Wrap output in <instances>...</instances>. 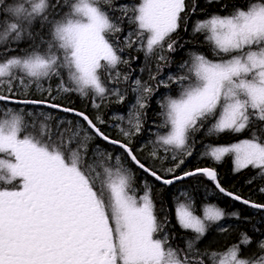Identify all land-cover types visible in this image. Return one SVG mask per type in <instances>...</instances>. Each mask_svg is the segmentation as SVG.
<instances>
[{"label":"snow or ice","instance_id":"1","mask_svg":"<svg viewBox=\"0 0 264 264\" xmlns=\"http://www.w3.org/2000/svg\"><path fill=\"white\" fill-rule=\"evenodd\" d=\"M196 7L193 2V13ZM232 7L229 15L213 14L193 27L194 34L206 33L216 59L190 53L191 62L180 65L182 74L159 80L165 88L169 82L180 87L178 96L166 97L161 105L165 120L160 127L168 130L148 142L152 145L148 157L159 160L166 173H175L184 160L177 163L173 155L174 166L163 168L166 155L162 157L159 149L165 154L191 155L192 135L215 119L208 135L250 130L251 137L230 146L210 147L207 154L218 161L226 153H234V170L251 165L258 169L252 180H264V0H255L247 8ZM186 9V0H140L134 6L118 7L114 0H0V44L18 43L25 37L32 41L31 51L22 50L23 55L8 56L15 50L11 48L0 53L7 57L0 60V153L8 157L0 159V264H205L202 257L206 253L194 248V240L186 242L183 254L170 245L165 228L168 218H158L148 191L138 199L130 194L132 176L122 156L116 155L113 164V153L97 149L89 162L88 142L96 137L118 145L126 158L164 185L202 174L215 182L220 193L264 210V203L243 199L222 187L212 168L166 179L139 159L137 153L147 151L148 144L134 149L131 138L141 130L144 101L153 91L148 82L131 81L137 97L128 128L115 125L122 139H111L101 130V116L94 121L84 112L53 102L56 96L73 91L82 97L91 95L97 109L98 97L101 101L109 95L118 97V102L125 100L120 89H110L102 77L108 70V80L121 83V73L116 71L115 77L111 73L118 65L128 64L118 54L123 49L115 39L123 31L125 18L136 25L125 37V47L139 44L146 59L157 49L161 52L156 74L149 75V81H156L159 62L167 63L164 43L170 41L168 52L176 51L178 41L171 37L180 28ZM37 21L40 31L33 30ZM54 78L59 83L45 88L43 81ZM122 80L128 82L129 75L124 74ZM33 86L48 98H19L26 97ZM28 106L74 113L87 127L79 120L54 117L35 107L28 110ZM113 119L123 121L124 117ZM259 191L264 193V186ZM194 212L190 202L176 207L178 223L192 229L196 240L212 223L226 216L239 218L238 212L226 213L217 206L206 207L203 217ZM219 230L227 232L228 228ZM240 236L219 264H264V256L241 258L240 246H248L252 240L245 232ZM259 248L264 252V240ZM217 255L212 253V258Z\"/></svg>","mask_w":264,"mask_h":264},{"label":"trees","instance_id":"2","mask_svg":"<svg viewBox=\"0 0 264 264\" xmlns=\"http://www.w3.org/2000/svg\"><path fill=\"white\" fill-rule=\"evenodd\" d=\"M6 2L12 3V0H6ZM193 2H195L197 5L196 11L194 13L192 12ZM251 2H255V0H186L187 9L183 14L184 20L181 22V26L178 31L171 37L172 40L178 41L176 45V51L168 52L167 43L170 41L164 43L163 54L167 57V63L164 61L159 62L161 70L158 74L159 78L156 81H149V75L156 74L158 57L161 54L160 50L157 49L152 56H149L146 59L145 52L140 50L139 44L131 48L125 47L123 41L130 32H134L136 30V25L130 24L127 18L123 19L121 23L123 31L117 37H115V39L117 45L123 49V51L119 52L118 54L123 60H127L128 64L118 65L117 69L113 70L111 73L112 76L115 77V72L119 71L121 73V83L116 84L111 80H108V70H104L102 72V77L110 89H120L121 93L125 96V100L123 102H118V97L109 95L106 99L101 101V99L98 97L97 103L100 104V108L97 109L92 105L91 95L82 97L79 93L73 91L56 96V100L53 102L60 103L65 107H72L78 111L85 112L92 118H96L97 115L101 116L104 120V124L99 125L101 130L112 139H122L121 133L115 125L119 124L125 129L128 128L129 112L130 109L133 108V105L136 104L137 97V93L132 91L131 81L140 78L143 82H148L153 88V91L151 95L147 96L144 101L146 106L142 110V127L140 132L131 138L132 146L135 147L139 143H143L142 145H145L148 144L149 141L156 140L158 133L162 135L168 130L167 128L160 127V125H162L165 120V109L162 108L161 105L166 103V97H176L180 92L179 85L169 82V86L165 88L163 85L159 84V80L167 81L169 74H182L180 65L186 60L191 62L190 53L195 52L198 54H204L209 59H216V57H213L212 55V44L205 40L206 33H193V27L196 22L198 20H206L213 14L222 16L229 15L233 11V5L247 8L248 4ZM114 3L117 7L120 4L134 6L139 4L140 0H114ZM105 8L108 10L107 6H105ZM65 9H67V7L63 9L64 12ZM115 15L120 16L121 13L116 12ZM129 15H131V13ZM57 19H59V17H57ZM33 30L40 31L39 21L35 23ZM146 38L147 37L145 36V40ZM6 48L15 49L14 51H9L8 56L23 55L22 50L27 49L31 51L32 41L25 37V39L18 43L9 42L7 45L0 44V53L4 52ZM6 58V56L0 55V60ZM224 58L227 59L228 57ZM142 69L143 71H141ZM124 74L129 75L128 82H123L122 76ZM63 76L65 80L68 79L67 70L63 72ZM49 83H52L53 87H55V85L59 83V80L54 78L51 82L43 81L44 87L47 88ZM19 98L47 99L48 96L46 92L42 94L41 92L37 91L35 86H33L26 97L21 95ZM41 108L52 111L51 114L54 117H60L76 122L77 117L68 113L58 112L45 107ZM41 108H39V110ZM114 116H122L124 117V120H114ZM207 122L204 126L206 128L208 126ZM234 134L235 133L229 132L226 135H223L222 138L231 141L233 137L237 139L249 137V134ZM219 135L220 134L208 135V131H206L205 134L203 131L194 133L190 140L191 147L189 150L191 151V155H185L178 151L175 153L168 152L165 154L163 148L161 147L160 150H162V157L166 155V159L163 161V168L174 166L172 163L173 155L177 156V163H179V160L181 159L184 160V163L176 169L175 173L169 174L164 172L162 169V176H164V178H168L173 175H179L187 171L195 170L197 168L212 167L217 171L219 175V182L227 191L240 195L242 198L248 199L250 201L253 200L257 203H264V193L259 191L260 187L264 186V180L259 178L252 180L253 177L257 176V168L248 166L244 169L236 171L234 170L231 154L226 155L218 162L214 161L210 156H207L205 148L209 145H212L213 142H221L219 140ZM97 149H99L100 152L113 153V164L115 163V156L120 155L123 158V163L132 167L134 171H130L132 176L131 193L135 192L136 194H139L145 193L146 191L149 192L158 218L160 220H163L165 216L168 218V223L165 225V228L171 237L169 241L170 245L173 248L181 250V254H183V251L186 250V242L188 240H194V248L201 253H206V255L202 257L205 264H218L222 254L226 253L232 245L239 243L241 239L240 234L242 233L241 225L243 222V217H246L252 209L223 196L217 191L214 184L207 180L202 174L187 177L170 185H164L157 182L153 177L148 176L142 171H139L133 164H131L132 162L126 158V154L118 151V149L115 147L102 142L97 137L88 142L87 157L89 162H91L92 157ZM151 150L152 145L148 144V150L144 151V157L141 156L140 158H143V160L147 159L148 151ZM157 163L160 164V161L158 160ZM141 176L145 179L142 180ZM249 180H252V182L249 183ZM1 183L2 182H0V184ZM189 202L195 209L194 214L200 217L204 211V208L208 206H217L220 209H223L226 213L238 212L239 218L226 216L223 219V221H227V218L230 217L229 222L231 227L233 226L232 228L228 227L227 232H221L219 230L221 225L212 227L211 225H215V223H212L208 227L205 234L199 240H196V233L192 229L182 228L176 217V207L178 203ZM253 218L255 219V217ZM252 223L253 221L251 224ZM237 227L240 229L238 230ZM249 234L250 236H253L252 233ZM260 234H264V231L260 232ZM258 239L259 238H256V236L252 237V243L248 248L254 246L256 249V244H258L259 241ZM243 248L244 247L241 245L240 254H242ZM258 249L260 248L258 247ZM212 253L218 254L215 260L212 258Z\"/></svg>","mask_w":264,"mask_h":264},{"label":"rangeland","instance_id":"3","mask_svg":"<svg viewBox=\"0 0 264 264\" xmlns=\"http://www.w3.org/2000/svg\"><path fill=\"white\" fill-rule=\"evenodd\" d=\"M68 10H69L68 8L65 9V12H67ZM11 107H24V106L23 105H20V106L11 105ZM34 107L35 106H28V110H32ZM39 108H41V107H35V110L36 111H44V112L50 111V110H46L44 108H41L39 110ZM50 112H52V111H50ZM240 141H242V140L233 142V143L228 144V145H218V146H230L233 144H238ZM232 154H233V162H234L235 161V154L234 153H232ZM6 158H8L6 153H0V159H6ZM234 168H235V164H234ZM17 180H18V178H17ZM16 183H17V181H13V184H16ZM0 186H3V182L0 184ZM130 194L135 195L138 199L139 197L143 196L145 193H140L139 196H137V194L135 192H133V193L130 192ZM205 209L206 208H204V211H205ZM204 211H203L201 217H203ZM253 217H255V219ZM229 220H230V217L227 218V221L222 220L220 222H217V224L221 225L223 227H226V228H228V227L232 228L233 226L231 227ZM252 221H253V223L251 224ZM223 224H225V225H223ZM241 226H242L241 231L247 233L249 237L252 238L254 236H257L258 232L264 231V211H258V210H254V209L250 210V213L246 217H243V222H242ZM243 226H245V227H243ZM239 229L240 228H238V230ZM249 233H252L253 236H250ZM259 243L260 242H258V244H256V249L254 246L250 247V248H248L249 245L244 246V248L242 250L241 258L258 259L260 256H264V252H262L260 249H258ZM224 254L225 253L222 254L221 259L224 257ZM218 264H219V261H218Z\"/></svg>","mask_w":264,"mask_h":264},{"label":"bare ground","instance_id":"4","mask_svg":"<svg viewBox=\"0 0 264 264\" xmlns=\"http://www.w3.org/2000/svg\"><path fill=\"white\" fill-rule=\"evenodd\" d=\"M160 109H161V107H160ZM76 111H78V110H76ZM79 112H81V111H79ZM85 113V112H84ZM68 114H70V113H68ZM86 114V113H85ZM70 115H72V116H75V117H77L76 115H74V114H70ZM86 115H88V114H86ZM89 116V115H88ZM91 119H93L94 121H95V118H92L91 116H89ZM77 119H78V117H77ZM77 119H76V121H77ZM79 121H80V123H82V124H84L85 125V127H87V125H86V122H84L82 119H78ZM99 126V125H98ZM100 127V126H99ZM206 129V130H205ZM204 132V134L206 133V131H208V128H206V127H202L201 128V130L199 131V132ZM227 133H229V132H223V133H220V135H219V140L221 141V142H224V141H226L227 143H229V142H236V141H238V139L237 138H235V137H233L232 139H231V141L230 140H228V139H224V138H222V136L223 135H226ZM232 133H235V134H237L236 132H232ZM234 134V135H235ZM107 135V134H106ZM110 137V136H109ZM99 140H101L102 142H105V143H107V144H109V145H111V146H113V147H115L116 149H118V151H121V152H123V149H121L118 145H113V144H111V143H108V142H106V141H104L102 138H99V137H97ZM112 139V138H111ZM154 141H156V140H154ZM203 141H205V140H203ZM143 143H139V144H137L135 147H134V149H139L140 147H141V145H142ZM210 147H215V146H213V145H209V146H207L205 149V152H206V154L209 152V150H210ZM161 149V148H160ZM159 149V151H160V155L162 156V150H160ZM124 153V152H123ZM125 154V153H124ZM138 154V157H139V159L142 161V162H145L147 165H149V166H151L152 168H154V169H156L157 171H158V174H160V175H162V168H161V164H158L157 163V161H153L152 159H150L148 156H147V159H145V160H143V158L141 159L140 157L142 156V157H144V153L142 152V153H140V152H138L137 153ZM226 155H228V154H225L222 158H224ZM207 156H210L209 154H207ZM145 157H146V155H145ZM211 157V156H210ZM212 158V157H211ZM221 158V159H222ZM214 161H217V160H215L214 158H212ZM130 160V159H129ZM219 161V160H218ZM217 161V162H218ZM232 161H233V156H232ZM131 162V161H130ZM131 164H133L139 171H142V172H144L143 170H141V169H139L134 163H131ZM124 166L126 167V168H128L129 169V171H134L133 169H132V167H130V166H128L127 164H124ZM145 173V172H144ZM146 174V173H145ZM148 175V174H147ZM198 175H200V174H198ZM148 176H150V175H148ZM176 176V175H175ZM189 177H191V176H189ZM141 179L142 180H144L145 178L144 177H142L141 176ZM207 180H209V179H207ZM210 181V180H209ZM142 182H144V181H142ZM157 182H159L160 184H162L160 181H157ZM212 183H213V181H211ZM257 203V202H256ZM254 210H257V209H255V208H253ZM258 211H263V210H258ZM230 223V222H229ZM223 225H225V224H223ZM256 238H259L258 240V242H260V241H262V240H264V234H260V232H258V235L256 236ZM243 247H244V245H242Z\"/></svg>","mask_w":264,"mask_h":264},{"label":"water","instance_id":"5","mask_svg":"<svg viewBox=\"0 0 264 264\" xmlns=\"http://www.w3.org/2000/svg\"><path fill=\"white\" fill-rule=\"evenodd\" d=\"M43 107V106H42ZM56 111H58V110H56ZM59 112H62V111H59ZM65 113V112H64ZM70 114H74V113H70ZM75 115V114H74ZM195 171V170H194ZM177 176H183V174H180V175H177ZM173 177H168V178H166V179H172ZM184 178H186V177H184ZM183 178V179H184ZM207 178V177H206ZM208 179V178H207ZM177 181H179V180H174V182H177ZM173 182V183H174ZM162 183V182H161ZM163 184V183H162ZM223 194V193H222ZM223 195H225V194H223ZM225 196H227V195H225ZM227 197H229V196H227ZM229 198H232V197H229ZM233 199V198H232ZM234 200V199H233ZM236 201V200H235ZM237 202H239V203H241V204H243L241 201H237ZM244 205V204H243ZM246 206H248V205H246ZM248 207H250V206H248ZM252 208V207H251ZM264 211V210H263Z\"/></svg>","mask_w":264,"mask_h":264},{"label":"flooded vegetation","instance_id":"6","mask_svg":"<svg viewBox=\"0 0 264 264\" xmlns=\"http://www.w3.org/2000/svg\"><path fill=\"white\" fill-rule=\"evenodd\" d=\"M242 134H249V135H251V131L250 130H246V131H243V132H241Z\"/></svg>","mask_w":264,"mask_h":264}]
</instances>
